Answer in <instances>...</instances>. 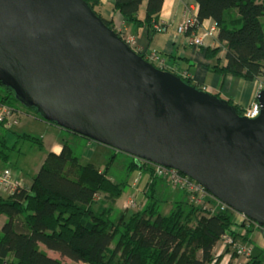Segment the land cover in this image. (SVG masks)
<instances>
[{"label":"water","instance_id":"95a60500","mask_svg":"<svg viewBox=\"0 0 264 264\" xmlns=\"http://www.w3.org/2000/svg\"><path fill=\"white\" fill-rule=\"evenodd\" d=\"M0 79L47 119L177 167L264 224L261 112L161 68L88 0H0Z\"/></svg>","mask_w":264,"mask_h":264},{"label":"trees","instance_id":"16d2710c","mask_svg":"<svg viewBox=\"0 0 264 264\" xmlns=\"http://www.w3.org/2000/svg\"><path fill=\"white\" fill-rule=\"evenodd\" d=\"M196 1L197 23L186 31L196 32L201 24L213 19L218 39L227 46L226 63L218 57L220 45L206 47V54L216 58L213 68L224 76L264 81V0ZM88 2L124 37L114 17L104 14L102 0ZM164 2L148 0L143 16L145 0H116L114 9L128 22L153 25L162 22ZM0 99L14 105L27 103L45 116L39 105L26 101L2 79ZM229 101L245 114V107ZM20 138H29L45 148L42 137L27 132L19 133ZM17 141L11 145L13 149ZM132 166L141 168L140 161L134 160ZM154 179L145 208L133 211L129 218L124 211L113 217L114 208L99 206L98 195L120 196V182L93 161L75 160L67 142L61 152L50 150L30 186H19L10 195L0 192V212L7 215L0 229V264H71L65 256L90 264H220L225 251L217 253L215 246L225 234L242 239L234 227L236 210H211V206L190 199L186 190V197L164 213L159 207L156 175ZM41 242L62 256L50 254ZM245 264H264L262 252L251 254Z\"/></svg>","mask_w":264,"mask_h":264},{"label":"rangeland","instance_id":"374dc122","mask_svg":"<svg viewBox=\"0 0 264 264\" xmlns=\"http://www.w3.org/2000/svg\"><path fill=\"white\" fill-rule=\"evenodd\" d=\"M102 6H104V2L101 5V8ZM192 8L193 7H189L187 13H185L186 15L177 23L176 28L179 31H185L180 28V25H182L186 18H189L195 14V11ZM104 14L106 13L104 12ZM148 27H151V29L153 30L162 31L166 29L167 25L166 23L164 24L163 22L157 21L153 25H148ZM217 28V25H213L203 31L195 33L191 37L192 42L195 43V45L197 46L203 45L206 38H208L210 35H214L217 32ZM121 32L124 35L125 39L127 37L132 38L131 43L129 41L128 42L133 47H135V49L140 51L145 57H155L156 59L152 61L156 65L161 68L170 69L174 71L175 73L181 75L185 80H187L186 78H188L196 82L188 69H171L167 63V57L164 56L156 47H153L151 49L141 48L142 45L139 44L138 37L136 34L130 33L129 31L126 33L123 31ZM157 59L159 60V62L156 61ZM260 81L263 87L264 81ZM190 83L196 84L193 82ZM203 89H206L205 85ZM214 94L222 96L220 93ZM257 99L258 96L255 100ZM229 100L230 99H228V101ZM14 106L20 111L19 121L11 126L10 133H12V136L11 139H9L8 141V137H6L7 134L4 131L3 125L0 124V174L3 171V167L10 166V168L15 173V176H19L20 178L15 180L18 187L22 185H31V183L33 182L31 180H33L34 176L37 174L46 154H48V152L50 151L52 143L56 140V137L58 136V141L61 140L63 143L67 142L73 148V155L75 159H78L82 162L93 161L97 163L104 169H107L109 174L118 182H120V188L122 189V194L120 196L112 197L108 194L98 195L100 200L99 206H105L106 208H114V211L112 213L113 217H119L124 211L123 214L126 212V217L129 218L133 211L145 208L150 200V195L148 192L150 191L149 187L151 186L152 181L155 180V175L157 181L160 180V177L166 178L164 179L166 181L165 187L162 188L161 192L160 182L158 181L157 183L159 188V207L162 212H170L175 207L179 199L185 198L186 192L184 191L186 190L190 199H192L197 204L208 207L211 206V210L220 208L217 207V203L219 201L216 199V197L209 196L204 199H200L199 197L191 193L192 190L190 189L189 185H184L182 181L174 179L175 177L171 178L170 175L161 174V172H163L164 174L165 172L159 167L160 163L154 162L143 157L137 158L134 154L128 151L119 149L113 145L100 141L91 136L78 133V131H75L68 127H64L56 121L47 119L46 116H43L39 111L38 113H36L37 109L32 108L31 106L27 105V103L23 104L19 102L17 105ZM44 121H50L52 124ZM27 132L35 136L42 137L45 141V148H40V146L34 140H31L29 138H20L18 140L19 133L24 134ZM3 136L6 137V141L8 142V144L6 141L2 142L4 138ZM16 141L18 145L15 149H13L11 145H14ZM7 154L9 155V158H6ZM134 160L140 161L141 168H133L132 162ZM183 173L186 172L183 171ZM20 180L23 181L25 184H22ZM183 186H186L188 189ZM0 192L2 191L0 190ZM172 193L178 195L179 198H176L175 195ZM227 208L234 207L229 204L228 207H225V209ZM235 210L236 219L234 221V227L236 228L237 234H242V239H239L238 237L237 238L239 240H242V242L249 244L251 251L248 252L249 254L242 253L236 248L234 244L224 243L226 242V239H223V243L227 248L225 252L229 251L228 253H230V257L228 256L229 260L227 264H231L233 260V264H238L237 262H235V259L241 257V255H246L248 256L247 259H249V256L254 253L253 243L251 240L252 231L257 228L264 230L263 224L257 226V220L255 218L246 214L243 211L237 209ZM6 219L7 215L5 213L0 212V229L2 228V225L4 224ZM245 236L248 237L246 238ZM41 245L42 248L47 250L50 254H53L57 257L62 256L60 251L50 248L45 242H41ZM228 246H231L229 250ZM234 249L238 251L237 255L234 254ZM64 259L68 260L71 264H90L83 260L74 259L70 256H65Z\"/></svg>","mask_w":264,"mask_h":264},{"label":"crops","instance_id":"0c3cea01","mask_svg":"<svg viewBox=\"0 0 264 264\" xmlns=\"http://www.w3.org/2000/svg\"><path fill=\"white\" fill-rule=\"evenodd\" d=\"M115 1L116 0H103L104 6H102V10L106 13L105 15L115 18L119 30L125 33L129 31L130 33L136 34L139 44L142 45L141 48L151 49L156 47L167 57V63L171 69H188L194 80L205 85L208 91L220 93L222 97L232 99L246 108L257 98L260 90L264 88L259 79H248L238 75L224 76L213 68V66L217 64V61L215 57H210L206 54V47L208 46L220 45L218 57L222 63L227 62V46L218 39V28L214 35H210L205 39L203 45L197 46L192 42V35L215 25L213 19L205 21L198 27L196 32L192 31L193 33L186 30L181 32L176 28L177 23L186 15L185 13H187L189 7H193L192 9L195 13H198L199 4L196 0H165L160 16L161 21L164 24L166 23L167 27L162 31L153 30L151 27H148V25L140 26L134 22L126 21L123 15L114 9ZM147 3L148 0H145L141 12L142 16L145 15ZM44 122L51 123L50 121ZM0 124L3 125L8 141L12 136V133H10L12 125L10 126L4 121H0ZM3 137L6 139L5 136ZM57 137L52 143L50 150L61 152L64 143L61 140L58 141ZM13 175L15 180L20 179L19 176H15V173ZM164 179L166 178L163 177L161 180H158L161 182L162 188H164L166 184ZM20 182L25 184L21 180ZM0 190L4 192L5 195H10L11 193L10 188L5 185H0ZM175 197L179 198L178 195H175ZM251 234L254 253L258 254L262 252V257L264 259V230L257 228L254 229ZM225 250H227V248L223 240H220L215 246V251L217 253H223ZM228 252L229 251L224 254L223 259H225V261L229 260L228 256L230 257V253ZM247 257L246 255H241V257L235 259V262L238 264H245L248 260ZM233 262L234 260L231 264H233Z\"/></svg>","mask_w":264,"mask_h":264},{"label":"built area","instance_id":"2783aa9c","mask_svg":"<svg viewBox=\"0 0 264 264\" xmlns=\"http://www.w3.org/2000/svg\"><path fill=\"white\" fill-rule=\"evenodd\" d=\"M196 23H197V13H195L189 18H186L185 21L182 23V25H180V28L183 30H187L190 27L195 26ZM126 39H128L127 41L131 43L132 38L127 37ZM148 59L152 61L156 58L153 56H149ZM156 61L159 62L158 59ZM260 111H261V103L258 99L253 101L249 106L245 108V114L251 117L258 115ZM19 114L20 111L14 105L8 102H4L0 99V121H4L8 125H13L19 121ZM159 167L163 169V171L165 172V174L163 172H161V174L170 175L171 178L175 177L174 179L178 181H182L184 185H189L190 189L192 190L191 193L199 197L200 199L213 196L216 197V199L219 201L217 203V207L225 209V207L229 206L228 202L219 198L217 195L215 196V194L204 183H202L201 181H199L198 179L194 178L193 176L187 173H183V171L180 170L179 168L164 164H160ZM2 170L3 171L0 174V185H5L9 187L11 193L15 192L16 189L18 188V185L16 184V181L14 179L13 170L10 168V166L3 167ZM183 187L187 188L186 186ZM262 224L263 223L257 220V226H260ZM223 239H226V242L224 243L234 244L236 248L242 253H248L249 251H251L249 244L244 243L240 240L238 241L232 234H225V237ZM227 263L228 261H225V259H222L220 262V264H227Z\"/></svg>","mask_w":264,"mask_h":264},{"label":"bare ground","instance_id":"6f19581e","mask_svg":"<svg viewBox=\"0 0 264 264\" xmlns=\"http://www.w3.org/2000/svg\"><path fill=\"white\" fill-rule=\"evenodd\" d=\"M27 101V100H26ZM29 102V101H28ZM38 105V104H37ZM40 107V106H39ZM78 133H80V132H78ZM82 134V133H81Z\"/></svg>","mask_w":264,"mask_h":264}]
</instances>
